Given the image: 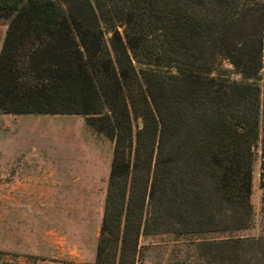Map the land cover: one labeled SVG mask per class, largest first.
I'll return each instance as SVG.
<instances>
[{"label":"trees","instance_id":"trees-1","mask_svg":"<svg viewBox=\"0 0 264 264\" xmlns=\"http://www.w3.org/2000/svg\"><path fill=\"white\" fill-rule=\"evenodd\" d=\"M0 19V113L80 114L114 143L88 264H136L141 234L251 226L264 0H0Z\"/></svg>","mask_w":264,"mask_h":264},{"label":"rangeland","instance_id":"rangeland-1","mask_svg":"<svg viewBox=\"0 0 264 264\" xmlns=\"http://www.w3.org/2000/svg\"><path fill=\"white\" fill-rule=\"evenodd\" d=\"M222 67L232 79L243 80L227 62ZM133 123L139 127L142 119ZM113 147L80 114L0 113V264L94 261ZM253 173L249 228L141 234L136 264H264V170L259 157ZM25 176L36 180L39 192L21 198L19 188L9 183ZM233 238L247 242L242 249L208 247L206 242Z\"/></svg>","mask_w":264,"mask_h":264},{"label":"crops","instance_id":"crops-1","mask_svg":"<svg viewBox=\"0 0 264 264\" xmlns=\"http://www.w3.org/2000/svg\"><path fill=\"white\" fill-rule=\"evenodd\" d=\"M5 28H6V22L3 19H0V47L4 38V34H5ZM3 114V113H2ZM2 152V151H0ZM5 154H12V151H6L4 150ZM26 161H31L34 162L33 158L31 157H25ZM20 178V177H19ZM19 178H15V181H11L9 184V186H11V188H13V186L15 185L16 187L19 188V192L21 195V198H23L24 193H29V192H39V190L37 191V189L35 188H39L37 186L36 180H33L28 178V177H24L23 179H19ZM15 182V183H14ZM14 193H12L11 195H13Z\"/></svg>","mask_w":264,"mask_h":264},{"label":"water","instance_id":"water-1","mask_svg":"<svg viewBox=\"0 0 264 264\" xmlns=\"http://www.w3.org/2000/svg\"><path fill=\"white\" fill-rule=\"evenodd\" d=\"M140 125H142V123H140Z\"/></svg>","mask_w":264,"mask_h":264}]
</instances>
